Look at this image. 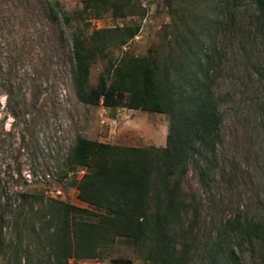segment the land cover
<instances>
[{
  "label": "rangeland",
  "instance_id": "rangeland-1",
  "mask_svg": "<svg viewBox=\"0 0 264 264\" xmlns=\"http://www.w3.org/2000/svg\"><path fill=\"white\" fill-rule=\"evenodd\" d=\"M83 1L0 0V217L23 191L104 213L78 200L84 169L68 163L77 138L166 146L168 115L128 110L118 97L109 106L103 98L96 105L78 100L72 35L135 24L140 32L121 52L143 56L185 29L209 58V89L221 119L208 172L189 163L181 184L199 209L187 264H262L263 245L243 230L244 223L264 224V35L253 0H132L137 15L125 19H96ZM104 63L91 65L90 89ZM85 262L143 263L122 239Z\"/></svg>",
  "mask_w": 264,
  "mask_h": 264
},
{
  "label": "trees",
  "instance_id": "trees-1",
  "mask_svg": "<svg viewBox=\"0 0 264 264\" xmlns=\"http://www.w3.org/2000/svg\"><path fill=\"white\" fill-rule=\"evenodd\" d=\"M253 2L264 35V0ZM83 7L96 19L107 14L132 18L138 8L132 0H84ZM139 32L131 24L72 35L77 98L85 105L103 98L109 106L108 100L118 97L128 110L168 115L166 146L137 149L77 138L68 163L84 169L76 186L78 200L104 213L17 193L9 213L0 217L3 264H88L119 239L133 246L142 264L188 263L199 209L181 184L189 163H201L203 176L208 172L221 122L209 89L210 61L185 29L167 47L159 45L143 56L122 53ZM96 61L106 66L96 89H90V67ZM244 224L247 238L264 248V224Z\"/></svg>",
  "mask_w": 264,
  "mask_h": 264
}]
</instances>
